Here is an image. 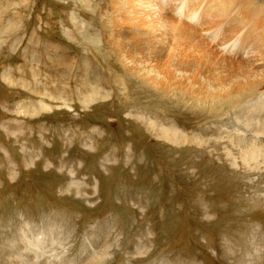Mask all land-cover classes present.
I'll use <instances>...</instances> for the list:
<instances>
[{
	"label": "rangeland",
	"instance_id": "rangeland-1",
	"mask_svg": "<svg viewBox=\"0 0 264 264\" xmlns=\"http://www.w3.org/2000/svg\"><path fill=\"white\" fill-rule=\"evenodd\" d=\"M138 1L0 0V264H264V77L231 98L165 96L124 61L148 62ZM143 1L161 15L152 43L180 35L188 53L202 37L217 59L264 65V29L246 42L240 29L264 0H190L196 22L176 0ZM93 87L106 98L89 101ZM41 103L52 109L30 115ZM31 231L45 242L27 250ZM43 245L58 260L36 259Z\"/></svg>",
	"mask_w": 264,
	"mask_h": 264
},
{
	"label": "bare ground",
	"instance_id": "bare-ground-1",
	"mask_svg": "<svg viewBox=\"0 0 264 264\" xmlns=\"http://www.w3.org/2000/svg\"><path fill=\"white\" fill-rule=\"evenodd\" d=\"M157 1H158L157 4L159 5L160 3L167 2L168 0H157ZM198 1H200V0H198ZM146 3L147 2H144L143 0H139L137 2L138 7L134 11L138 15L141 16V21L139 22V24H135L134 22H132V24L134 25V27L137 30H139L140 32L143 31L144 34L149 37V38H147V37L143 38V44H146L147 50H148V53H147L148 62H146V63H144L142 65L139 62H137V61L133 60L132 58H130L129 56L123 55L124 58H125L124 61L126 63H128V65L131 66L132 69H134L136 72L142 71L144 76L148 78V79H146L145 77L142 78L143 81H145V82L151 81V83L153 85L160 86L159 90H163V92H165V94L169 93V91L172 92V93H176V90H177V92L179 91L178 92L179 94H187V92H188L190 94V99H196L197 100L198 98H202L204 102H207L208 99L211 100L212 98H217V99H219L221 97L222 98L223 97L231 98L233 96L236 97V96H239V95H243L244 93L245 94L249 93V92H250V94L251 93H255V92H257L259 90L257 87L260 85L261 80L260 79L256 80L254 78V76H257V77L258 76H263L264 77V65H261L260 67L253 68V63L255 61H250V62H247V63L244 62L246 64H244V63L240 64V63H236V62L232 61L231 60L232 58H229V57H227L225 55L223 56V59H217L216 55L213 54L214 52L212 53V52H210L207 49V45L206 44H208V41L206 42V39H204L202 37L198 38V40H199L198 43H197L198 40H196L195 44H193V42H192V47L191 48H188V50L186 48L188 53H184L183 51H181V46L186 45L187 41L184 38H180V35H178V37H176V39H174L179 44V45H177L178 48H175V46H173V49H172V46H171L172 44L170 45L168 40H167V42L169 44H168V48H167L166 45H162L161 43H159L160 38L157 39V43H155V42L152 43L153 42V36H152L153 33L150 32V31H145V27H148L151 30L156 31V32L157 31H161V30H158V27H156L155 26L156 24H154V22H157V19L161 15H159L157 13L158 15L156 17V21L153 20L154 19L153 15H149V20H148L147 19L148 15L146 16V13H145L146 10H147V4ZM149 4H148V6H149ZM157 4L152 3L151 7H150V8L154 7L155 8V12H156V10L157 11H161V9L158 7ZM176 5H178L177 6V10L181 9L183 11V9H187V13H188L187 15H190V19H192L194 21L196 20L195 16H197V15L195 14V15L191 16V14H190V13H196V10H195L196 7L194 8V6H193V4H192V2L190 0H176ZM196 6H198V5H196ZM258 9H257V11H258ZM147 14H149V13L147 12ZM253 14H254V12H253ZM216 16H218V15H216ZM219 16L222 17V18L224 17V15H219ZM244 16L246 17L245 19L247 20L246 23H248V26L244 23V25H242L240 27V29L243 30V28L244 29L248 28V30L251 29V31H254L255 33L253 34L252 32H248L247 31V33L245 32V34L241 37V39H243V41L246 42L247 38H249V39L253 38V40H255L254 37H256V36H253V35H257V36L261 37L259 35L260 34L259 31L264 29V17L262 18V16L258 15V14L257 15H251V16L250 15H244ZM249 16H250V19H249ZM161 20L164 23L165 19L161 18ZM253 21H255V22H253ZM167 22L168 21H166V23ZM252 22H253V24H252ZM172 23H171V26H172ZM180 23H181V21H180ZM232 25H235V24H232ZM164 26L166 27V25H164ZM167 26H168V24H167ZM187 27L190 28V26L186 25V28ZM173 28L174 27H172V29ZM193 31H195V30H193ZM176 32H177V30H176ZM191 32H192V30H191ZM236 32H237V30H236ZM195 33H196V31H195ZM156 34L159 37L161 36V35H159L158 32ZM231 34H234V31H232V32L230 31L228 33V35L223 34L222 35V38H223L222 40H224L223 42H226L227 44L229 42H231L233 40V38H234V36L231 38ZM172 35H175V32H173ZM229 37H230V39H229ZM212 38H214V37H212ZM161 39L164 40V38H161ZM241 39H239L237 41V45H239V46L241 44L240 43ZM189 40H191V39L189 38ZM258 40H259V38H258ZM260 40L261 41L263 40V36H262V39H260ZM135 43L136 44H140L141 41H136ZM208 46H211V44L210 45L208 44ZM226 47L228 48L227 49L228 50L227 53H228V52H230L232 50L234 51L235 44L232 47H230V44H228ZM212 48H211V50L215 49V48H213V49ZM198 49H202V50H198ZM196 50H198V53L197 52L194 53V51H196ZM203 51H204L205 54L210 56L208 58H205L206 59L205 61H206L208 66H209V63H210V66H209L210 68L209 67L206 68V66L202 65V63H204L202 61V59H204L203 55H202ZM223 52H224V50H223ZM246 53H248V52L246 51ZM153 54H157V56H159L154 61H152ZM219 58H220V55H219ZM193 59H194L195 63H198L197 65L193 64L194 63V62H192ZM228 61H230V62H228ZM238 65H242V66H238ZM128 70H129V68H128ZM238 78L245 79V82H241V81L239 82L238 80H235V79H238ZM231 83H233L234 85H230ZM190 84H192V85L190 86ZM98 88H96V87L92 88V90L88 94V100L89 101H95L98 98H106L107 95L104 94L103 91L100 92V90ZM165 96H169V95L167 94ZM85 106H87V104H85ZM50 109H52L51 105L46 104V103H41V105L38 108V110L34 109L33 111H30V115H36V114H39L40 111H45V110H50ZM139 118L143 122L147 123V129L148 128L151 129V133H153V130H159V132L164 136V138H166L167 140H169V141H171L172 143H175V144H179L181 141H183V142L187 141L188 137L185 136L184 134H182V132H180L179 129L176 128L175 126H167L166 127V125L165 126H163L161 124L160 125H156L157 123L154 124V122H151V121H150L151 123L149 124V121H148L149 119H145L142 116H139ZM240 118H241V115H240ZM250 119L253 120L252 118H250ZM260 120H263V118H259L258 122ZM245 122H246V120H245ZM254 134H257V133H254ZM253 143L255 144V142H253V140L252 141L250 140V141L246 142V145H248V148H249L250 145L251 146L253 145ZM244 145H245V143H244ZM32 231L29 233L31 235L30 239L28 238V236H26L27 234L26 235L23 234L25 239H26L25 242H27L29 247L32 246L31 248H29L27 250L33 249V247L37 248L38 246H40L39 242L42 243V244H44V242H45V240H41L42 238L41 239H39L38 237L34 238L35 234ZM36 235H38V234H36ZM22 245L24 247V243L23 242H22ZM22 245H21V247H22ZM43 246L44 247H42V248H45V251H41L42 252V255H41L42 259H40V257H39L41 253L36 256V259L43 260L42 262H44V261L45 262H50V261L56 260L58 255L55 256V255L50 254V252H46V251H49V250H47L45 245H43ZM24 250H26V249H24ZM105 250H107V249H105ZM31 251H33V250H31ZM141 252H142V250H140L138 253L141 254ZM103 253H105V252H103ZM52 257H53V260H51ZM104 262H105V258H103L102 256H94L93 258H88L85 263H87V264H89V263L90 264H103ZM31 264H32V262H31Z\"/></svg>",
	"mask_w": 264,
	"mask_h": 264
}]
</instances>
